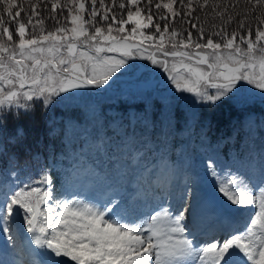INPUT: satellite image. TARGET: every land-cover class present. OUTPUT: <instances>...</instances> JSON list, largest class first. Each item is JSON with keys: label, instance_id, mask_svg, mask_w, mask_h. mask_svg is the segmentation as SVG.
Masks as SVG:
<instances>
[{"label": "snow or ice", "instance_id": "1", "mask_svg": "<svg viewBox=\"0 0 264 264\" xmlns=\"http://www.w3.org/2000/svg\"><path fill=\"white\" fill-rule=\"evenodd\" d=\"M241 3L242 15L235 11ZM201 15L221 23L206 30ZM237 16L238 29L228 31ZM135 59L150 61L175 91L200 103L215 105L230 94L239 100L244 85L264 97V0H0V128L9 116L34 113L61 94L110 88ZM124 147L130 163L117 161L110 174L82 163L69 170L72 186L85 177L102 181V197L81 199L70 189L57 195L47 171L26 181L14 170L2 173L0 250L11 264H264V166L258 174H241L243 165L217 171L209 157L215 196L241 211L200 232L186 216L200 200L195 182L165 178L170 166L163 157L146 163L142 152ZM225 219L231 228L222 226Z\"/></svg>", "mask_w": 264, "mask_h": 264}, {"label": "rangeland", "instance_id": "2", "mask_svg": "<svg viewBox=\"0 0 264 264\" xmlns=\"http://www.w3.org/2000/svg\"><path fill=\"white\" fill-rule=\"evenodd\" d=\"M21 15L23 16V14ZM85 19H88L87 15H85ZM144 31L147 34H154L151 29H145ZM147 44L148 42H145L146 47ZM132 61L138 63V66L146 62L140 59L130 60L131 67L126 66L127 71L122 70L123 75L132 74ZM119 74L121 73L117 75ZM173 88L174 86L169 82L165 73L159 75V73L152 70L146 71L132 80L113 81L112 91L120 90L124 93H130L133 98L125 104L120 102L114 105L105 104L100 106L101 115L98 121L106 130L103 134L105 136L103 148L109 157L113 158L114 163L111 172L117 161L121 165L126 162L130 163L127 157L131 153H128L127 148L124 147L125 144H128L134 151L144 154L142 157L144 161L147 154L153 157L155 154L157 162L163 157V162L170 166V172H166L165 178L169 174L187 176L189 173L190 182H195L194 191L199 194L200 200L198 205L192 206L191 212L186 214L187 224L191 229L208 231L211 229V224L207 223L210 222L208 217L212 212H216L215 219L211 220L214 224L217 223L218 217H239L241 210L223 205L215 196L212 178L207 175L206 161L209 157L217 160L219 163L217 171L230 167L235 172L238 167L243 165L241 174L244 171L259 173L261 167L264 166V99L254 96L251 90L246 89V87L243 88V95L239 100L230 98V94L227 98L231 101L228 102H235L236 111L229 119L226 130L215 135L214 129L210 127L211 121L208 118L210 110L206 109L205 113H201L200 106L202 105L197 106L198 100L193 94L180 95V98L185 96V101L181 100L178 104L184 115L176 121L171 119L172 122H170V118L164 117L166 114L164 111L168 107L172 108V102L162 103L159 111L158 107L153 105L151 110L148 109L147 103H144L147 90L151 89L152 93H155L157 89L163 90L162 96L171 99ZM74 91L76 93L89 92V89ZM224 108L225 111H229V103ZM85 113H87V110ZM165 120H168V124L165 123ZM59 121L61 122L59 114L51 111L47 118V125L52 130H56ZM96 144L95 140L87 138L82 147L73 152L67 160L63 156L58 159H53L50 156L47 161L41 159V162L33 169L31 166H34V164H27L24 161L22 162L23 166L20 165L18 168L12 167L5 170L12 171L14 168L20 181H26L29 178L38 179L42 171L48 172L49 166L52 169H62L58 175L69 173L65 169H70L73 164L79 165L81 163L96 171L92 164V159L96 158L98 154ZM0 146H2L0 152L4 151L5 146L2 142H0ZM49 152L53 153V151ZM43 166L47 167L48 170ZM187 169L190 172L185 171ZM5 170L0 169V179L3 178L2 173ZM49 176L55 185L53 191L57 195H60L65 189H70L79 193L81 199H87L90 196H104L102 181L96 180L93 182L92 178L85 177L83 183L75 182L72 186L68 183V176L64 181L58 180L59 176ZM99 187H101L100 194H98ZM128 211L134 217L142 218L143 216L138 208L130 207ZM230 223L231 220H224L225 226L230 225ZM5 259L11 264V256L0 250V260Z\"/></svg>", "mask_w": 264, "mask_h": 264}, {"label": "trees", "instance_id": "3", "mask_svg": "<svg viewBox=\"0 0 264 264\" xmlns=\"http://www.w3.org/2000/svg\"><path fill=\"white\" fill-rule=\"evenodd\" d=\"M17 2H25L26 4V0H17ZM245 7L246 5L241 3L240 7L235 11L241 12L242 15V9H244ZM259 11L260 10L257 9V12ZM57 15H59V10L57 11ZM194 15H196V13H194ZM252 15L254 16L256 15V13H252ZM240 18V16H237L235 21L227 25L228 31L238 29V24L236 21H238ZM225 19H227V17H225ZM200 23L207 30L213 24L219 25L221 21L218 17L214 19L211 15H201ZM45 26L46 28L50 29L53 27V24L51 23V21L46 20ZM163 27V22H161V28L163 29ZM177 27H180L179 23H177ZM187 27L193 32V37L195 38L196 31L194 29H191L190 25H188ZM213 38L216 39L215 37ZM157 55H159V53H157ZM145 63L151 64L150 61H146ZM132 64L134 72L138 69L139 66L135 61H132ZM209 91L214 90L210 89ZM146 93L147 94H145L144 96V102L150 101L153 106L158 107V111L161 109L162 103L172 102V108L168 107L164 112L166 113V115L169 114L170 116H172L174 120L179 117L180 108L178 107V104L181 100L185 101V96L183 98H180V95L182 93L173 90L171 99L162 96L163 90L159 89H157L155 93H152L151 89H149ZM182 95H185V93H183ZM132 98L133 97L130 95V93H124L120 90L112 91L111 87L103 90L89 89V92L81 93H76L74 90H72L71 93L61 94L60 97L55 98L53 103L47 107H43L38 103L36 105L34 113L24 114L23 112H21L18 118L9 116L5 121V126L3 128H0V142H2L5 146L4 151L0 152V169L5 170L11 169L12 167H19L24 161L27 162V164H34V166H31L32 169L36 168L37 164L41 162L40 151H46L48 145L50 144L53 145L55 154H58L61 151H69L72 148V144L76 143V138L71 139L72 143L70 142V130H68V125L72 127L77 125L79 126L78 130L73 129V135L79 138L84 129H88V131L92 134L99 132L100 127L98 128L96 126L98 124L94 125V123L90 120H84L83 123L80 122L82 121V110L84 108H94L97 103H127L128 100H131ZM228 101L231 100L229 98H223L221 102L215 105L204 103L202 104L199 101L197 102V106H199L200 104L202 105L200 106L201 113H205L206 109L210 110L208 113V118L211 121L210 127L214 129L215 135H218L226 128L227 113L224 106L229 103L231 115L233 114V110L236 107L235 102L232 101L231 103ZM51 111L57 112L62 117L61 126L58 130L55 131H51V127L47 125V118ZM181 114L184 113L181 111ZM80 124L83 125L81 126ZM87 126L89 128H87ZM19 128H22V135H18ZM100 162V166H102L103 170L106 171L108 168V164L106 165V160L104 159V157L101 158ZM43 167L48 170L47 167ZM48 172L51 176H56L57 174L50 168Z\"/></svg>", "mask_w": 264, "mask_h": 264}, {"label": "water", "instance_id": "4", "mask_svg": "<svg viewBox=\"0 0 264 264\" xmlns=\"http://www.w3.org/2000/svg\"><path fill=\"white\" fill-rule=\"evenodd\" d=\"M149 69L158 70L157 68H154L153 66H145V67H143V68L141 69V71H140L138 74H136L135 76H133V77L125 76V78H127V79L136 78V77H138L141 73H143L145 70H149ZM158 71L162 72L161 70H158ZM245 86H247V85H245ZM247 87H249L250 89H252V91H253L255 94L261 96L260 90H256V89L252 88L251 86H247Z\"/></svg>", "mask_w": 264, "mask_h": 264}, {"label": "bare ground", "instance_id": "5", "mask_svg": "<svg viewBox=\"0 0 264 264\" xmlns=\"http://www.w3.org/2000/svg\"><path fill=\"white\" fill-rule=\"evenodd\" d=\"M231 224H232V222H231ZM230 227H232V225H230ZM230 227H228V228H230ZM190 228V227H189ZM219 227L217 226L216 228H215V230H217ZM191 229V228H190ZM214 230V231H215ZM217 234H219V232H217ZM221 238L223 239L224 237L223 236H221Z\"/></svg>", "mask_w": 264, "mask_h": 264}]
</instances>
